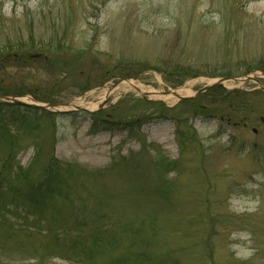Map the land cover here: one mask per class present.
Segmentation results:
<instances>
[{
    "label": "rangeland",
    "instance_id": "obj_1",
    "mask_svg": "<svg viewBox=\"0 0 264 264\" xmlns=\"http://www.w3.org/2000/svg\"><path fill=\"white\" fill-rule=\"evenodd\" d=\"M56 7L64 15L50 22ZM8 45L11 54L0 55L8 81L35 94L55 88L57 104L79 108L49 112L53 125L34 137L15 134L21 139L11 166L28 168L37 143L42 159L34 175L51 158L72 167L67 191L74 215L60 197L59 211L51 204L42 217L100 220L114 229L122 243L95 264H264V95L251 99L245 126L190 117L197 142L183 154L170 118H147L134 135L118 126L92 133L97 108H87L122 79L150 93L188 86L190 96L214 79L207 67L222 63L238 67L231 77L264 84V0H0V52ZM183 65L204 75L172 83ZM223 88L264 91L257 82L228 81ZM164 98L144 100L129 89L100 111L123 120L150 113L141 101L167 108L180 102ZM8 148L0 137V162ZM160 161L176 166L163 179L172 185L168 199L153 194ZM19 206L0 211V264H80L58 254L45 234L49 225Z\"/></svg>",
    "mask_w": 264,
    "mask_h": 264
},
{
    "label": "trees",
    "instance_id": "obj_2",
    "mask_svg": "<svg viewBox=\"0 0 264 264\" xmlns=\"http://www.w3.org/2000/svg\"><path fill=\"white\" fill-rule=\"evenodd\" d=\"M54 8V7H53ZM51 8L49 13L50 22H59L64 14L56 7L53 12ZM8 50L11 54L10 45L6 46L0 52ZM261 70L264 73V62ZM6 67L0 64V94L24 96L29 94L36 102L39 103H56L54 100L55 88L47 89V93L40 92L35 94L30 90L25 89L23 86L13 84L8 81ZM175 69V68H171ZM184 70L181 75L173 78L172 83L180 84L184 79L191 76H199L202 73L195 69L192 65H183ZM210 70L208 77L220 78L231 77L239 75L238 67H233L230 64L222 63L215 64L207 67ZM175 71V70H174ZM196 71V72H195ZM204 75V74H202ZM83 89L88 88L85 85ZM83 87V86H82ZM257 95H264V91H256L247 93L240 90H227L222 86H216L209 89L199 97L192 100H182L175 107L167 108L159 102H145L144 107L150 111L148 114L138 115L137 117H128L126 119H111L103 111L92 113L91 132L96 133L100 130H108L111 127L118 126L129 130L130 135L137 134L144 124L145 119H158L163 120L170 118L175 122V138L178 142L181 153H186L191 150V146L195 145L197 138L194 130L189 124V118L193 116L210 117L213 116L220 122L225 121L229 124L231 119H236L233 126H245L253 113L252 98ZM264 103V100H263ZM138 106L134 104V109ZM5 109H11L5 110ZM15 109H20L22 112H15ZM132 111V110H131ZM135 111V110H134ZM133 111V112H134ZM148 111V112H149ZM43 115V116H42ZM148 115V117L146 116ZM53 114L36 110L29 107L14 105L9 103L0 102V134L1 138L8 145V158L0 163V211L5 209L8 205L14 208L21 207L23 204L32 212L28 213L38 223H45L49 226L45 228V234L51 236L53 249L59 254L64 253L68 257L79 260L80 264H95V257L101 254H108L113 252L122 242L115 234L114 229L100 224V220L96 222H78L73 220L64 219L58 221L53 218L54 213L50 219L43 218V214L47 211L48 207L52 204V211H59V207L55 199L63 200L64 204L71 207L74 215L73 203L67 191L69 184V177L73 176V169L71 166H65L51 158L43 164V166L34 175L33 168L36 167L42 159V150L37 143L33 145L36 147V154L32 164L28 168L11 166L14 161V151L18 147L21 138H15V134L23 136H33L36 132L39 134L42 130L47 131V127L52 126L53 122H49V118ZM47 120V126L40 124L42 121ZM42 127H45L44 129ZM13 132V134H12ZM160 171L157 170L159 186L153 190V194L160 193L161 197L168 199V193L171 184H164V176L175 170V164L172 162L160 161L158 163ZM135 169H138L136 167ZM72 181H74L72 179ZM65 201V202H64ZM1 216L0 221H2ZM84 219V217H83ZM82 219V221H83ZM34 229H39L33 226ZM14 229V228H13ZM11 231H14V230ZM11 238V232L7 234ZM6 239L3 237V241ZM60 251V252H59ZM63 254V255H64ZM120 264L126 262L125 259L118 260Z\"/></svg>",
    "mask_w": 264,
    "mask_h": 264
},
{
    "label": "water",
    "instance_id": "obj_3",
    "mask_svg": "<svg viewBox=\"0 0 264 264\" xmlns=\"http://www.w3.org/2000/svg\"><path fill=\"white\" fill-rule=\"evenodd\" d=\"M257 78H253L250 76H245V78H236V77H231V78H214L212 80H210L207 84H205L204 86H202L201 88L197 89L196 91L193 92L192 95L190 96H182L180 94V89H174V90H167V91H154V92H144V91H139V90H135L139 96L144 99L147 100L148 97L150 96H157V97H168V96H173L175 97V99L179 102L182 100H192L194 98L199 97L200 95H202L203 93H205L206 91H208L209 89H212L216 86H223V84L225 82L228 81H238V82H257L262 88H264V84L262 82H260L259 80H254ZM130 81H128V79H122L118 82H116L111 88H109L110 90L116 89V88H122L124 87V85L126 83H128ZM26 99L29 100L26 101ZM109 98L105 97L102 101V103L97 107L96 110H94V112L101 110L104 108L105 104L108 102ZM0 102L2 103H9V104H14V105H21V106H25V107H30L36 110H40V111H48V112H55L58 114H64L67 113L69 110H62V109H66V108H73L74 106H72L71 104H57V103H48V104H40V103H36L34 102L32 99L30 100L29 97H22V96H14V95H5V94H0ZM77 110H79V108L75 107ZM61 109V110H59ZM93 113V112H91Z\"/></svg>",
    "mask_w": 264,
    "mask_h": 264
},
{
    "label": "bare ground",
    "instance_id": "obj_4",
    "mask_svg": "<svg viewBox=\"0 0 264 264\" xmlns=\"http://www.w3.org/2000/svg\"><path fill=\"white\" fill-rule=\"evenodd\" d=\"M126 84H127V85L124 86V87H122V88H116V89H113V90H110V89H105V90H103V91L101 92V94H102V99H100V102H99V103H94V104H91V103L89 104V103H87V108H88V110L91 111V110L97 108V107L100 105V103H102V100H103L105 97H108V98H112V97H113V98H115L116 96H118V94H120V93H122V92H127L129 89H130V90H131V89H132V90L134 89V90L144 91V90L142 89V87L139 85V83L128 82V83H126ZM178 92H180V94H181L182 96H187V95H189V94L192 93L190 87H188V86H185V88L180 89V91H178ZM164 100H165L167 103H172V102H175V101H176L175 97H173V96L165 97ZM26 101H29V100L26 99ZM74 107H77V106H74Z\"/></svg>",
    "mask_w": 264,
    "mask_h": 264
}]
</instances>
